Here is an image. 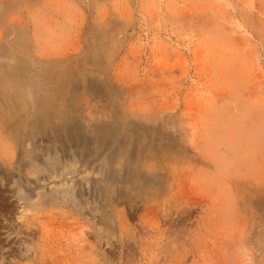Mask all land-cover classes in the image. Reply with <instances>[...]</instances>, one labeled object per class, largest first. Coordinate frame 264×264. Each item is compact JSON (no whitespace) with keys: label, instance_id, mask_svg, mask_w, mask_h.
Instances as JSON below:
<instances>
[{"label":"rangeland","instance_id":"obj_1","mask_svg":"<svg viewBox=\"0 0 264 264\" xmlns=\"http://www.w3.org/2000/svg\"><path fill=\"white\" fill-rule=\"evenodd\" d=\"M44 262L264 264V0H0V264Z\"/></svg>","mask_w":264,"mask_h":264},{"label":"bare ground","instance_id":"obj_2","mask_svg":"<svg viewBox=\"0 0 264 264\" xmlns=\"http://www.w3.org/2000/svg\"><path fill=\"white\" fill-rule=\"evenodd\" d=\"M77 81V80H76ZM61 104V103H60ZM106 105V104H105ZM109 109V108H108ZM112 111V110H111ZM28 153V155L30 156V157H32L31 155H30V153L29 152H27ZM33 158V157H32ZM36 167V169L37 170H40L41 168H40V166H37V165H35ZM56 194L58 193V194H63V193H68V194H70V195H73V192H72V190H71V188H69V187H65V188H57V189H54L53 190ZM257 218V217H256ZM33 255H34V257L37 259H41V257L40 256H38L37 257V251H35L34 253H33ZM101 258V257H100ZM93 259V258H92ZM102 259V258H101ZM226 259V258H225ZM96 260V259H95ZM80 261H82V262H84L85 261V263L86 262H88L87 261V259H85L84 258V256L80 259ZM226 262V261H225ZM43 264H46L45 262L43 263ZM88 264V263H87ZM92 264V263H91ZM93 264H96V262H94ZM226 264V263H225Z\"/></svg>","mask_w":264,"mask_h":264}]
</instances>
